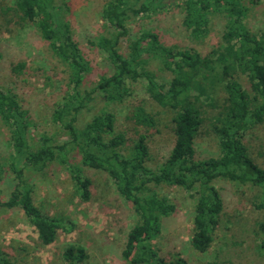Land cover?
I'll return each mask as SVG.
<instances>
[{
  "label": "trees",
  "instance_id": "obj_1",
  "mask_svg": "<svg viewBox=\"0 0 264 264\" xmlns=\"http://www.w3.org/2000/svg\"><path fill=\"white\" fill-rule=\"evenodd\" d=\"M260 1L248 0L250 4ZM178 4L181 24L196 40L207 34L211 14L223 15L225 24L215 47L201 54L194 49L166 47L157 34L148 30L130 35L129 20L137 14L158 15ZM10 10L21 22L34 23L68 69V93L51 115V120L69 136V141L62 144H51L49 138L43 137L37 147H31L25 110L16 95L0 87V120L9 130L13 147L9 167L19 180L5 199L0 198V207L22 211L42 246L56 240L61 224L35 205L33 188L23 180L22 172H40L53 162L68 168L81 199H90L91 182L82 172L84 166L105 172L117 193L131 204L137 219L121 251L129 264H185L180 259L167 262L149 244L160 233V219L171 215L176 207L158 191L162 184L180 187L195 199L190 245L199 253L210 248L223 210V201L214 186L216 179L248 184L264 192V168L254 162L243 142L245 131L264 117V34L253 33L244 24L246 7L241 0H108L101 11L107 34L88 40V44L105 55L112 73L100 76L89 90L82 88L88 63L69 26L56 18L61 8L55 6V0H14ZM123 38L127 41L124 54L120 48ZM151 60L170 73L166 82H160L147 69ZM240 77L246 79L249 92ZM139 79L144 81L149 99L172 112V147L157 169L147 165L150 153L146 133H137L130 150L124 152L127 139L114 131L111 113L101 111L82 126L73 124L78 114L89 110L96 94L106 102H121L129 94L128 84ZM216 87L219 89L214 91ZM215 92L220 95L211 131L217 138L219 154L197 160L194 145L203 124L202 108ZM131 119L144 128L155 125L141 106L135 107ZM72 152L79 153V165L69 162ZM3 172L0 161V181ZM255 208L264 210V201ZM259 227L264 233V223ZM258 248L264 255V240ZM86 259L82 246L72 245L63 251L65 264H82ZM0 264L15 263L0 251Z\"/></svg>",
  "mask_w": 264,
  "mask_h": 264
},
{
  "label": "rangeland",
  "instance_id": "obj_2",
  "mask_svg": "<svg viewBox=\"0 0 264 264\" xmlns=\"http://www.w3.org/2000/svg\"><path fill=\"white\" fill-rule=\"evenodd\" d=\"M108 0H55L58 21H64L88 63L82 88L91 89L99 77L112 71L105 62V55L88 40L107 34L101 11ZM246 7L244 24L256 34H264V0ZM14 0H0V87L16 95L29 121L30 146L35 148L43 137L51 144L69 141L60 124L51 120L56 105L68 93V69L50 49L34 23L21 22L13 10ZM180 5L169 7L158 15L137 14L129 20L130 35L148 30L158 35L166 47L194 49L201 54L215 47L225 24L219 13L209 17L208 32L194 39L181 24ZM126 38L121 40V53H125ZM160 82H166L170 73L162 70L158 61L146 66ZM249 92L246 79L239 80ZM139 79L128 84L129 94L121 102H106L98 94L73 122L82 126L91 116L105 111L114 117V131L127 139L125 153L130 150L137 133H146L150 153L147 165L157 169L168 156L173 143L172 112L155 104L144 90ZM219 87L214 88V91ZM219 95L212 93L209 103L202 108L203 124L195 138V158L202 160L219 154L217 138L211 131V123L217 112ZM136 106H141L154 120V126L144 128L131 119ZM243 142L254 162L264 168V117L252 129L245 131ZM13 147L8 128L0 120V161L3 176L0 181V198L5 199L19 181L9 167ZM70 154V153H69ZM69 162L80 164V155L72 152ZM84 176L90 179V199L83 200L75 192L70 173L65 165L53 162L40 172L23 170L22 178L33 188V201L43 214L55 217L61 228L56 240L42 246L33 226L18 209L0 207V251L15 264H65L63 251L69 246H82L87 259L82 264H129L121 256L126 234L136 222L131 204L115 190L108 175L101 170L82 167ZM223 201L219 224L213 233L210 248L199 253L192 249V219L195 199L191 192L180 187L162 184L158 191L166 194L176 205L175 211L160 219V233L149 244L167 262L176 259L185 264H264L259 250L264 233L259 227L264 223V210L255 205L264 201V192L248 184H235L227 179L214 181Z\"/></svg>",
  "mask_w": 264,
  "mask_h": 264
}]
</instances>
